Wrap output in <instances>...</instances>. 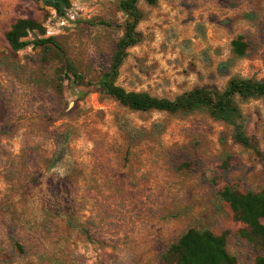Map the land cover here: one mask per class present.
<instances>
[{"label":"rangeland","instance_id":"374dc122","mask_svg":"<svg viewBox=\"0 0 264 264\" xmlns=\"http://www.w3.org/2000/svg\"><path fill=\"white\" fill-rule=\"evenodd\" d=\"M121 1L69 0L60 18L0 0V264H165L189 230L224 236L235 264H254L264 253L219 194L264 189L259 155L205 113L133 112L102 92L128 20ZM136 9L140 40L114 83L125 92L172 101L264 77V0H139ZM19 19L40 26L24 41L56 48L11 51L5 34ZM237 37L248 46L240 59ZM239 107L264 156V99Z\"/></svg>","mask_w":264,"mask_h":264},{"label":"trees","instance_id":"16d2710c","mask_svg":"<svg viewBox=\"0 0 264 264\" xmlns=\"http://www.w3.org/2000/svg\"><path fill=\"white\" fill-rule=\"evenodd\" d=\"M29 1L53 10L60 18L64 17L66 10L70 8L69 0ZM138 1L123 0L120 3V9L126 14L128 20L124 26L123 38L118 42L112 57L102 92L133 112L153 111L180 116L195 112L205 113L210 119L229 127L232 141L245 150L257 153L264 167V156L258 153L255 143L247 135V119L242 115L239 107L248 101L264 99V77L261 80L232 78L222 92L213 87H200L183 93L172 101L153 98L146 93H128L115 86L118 67L125 57V50L136 45L140 40V35L134 31L141 17L136 9ZM142 1L149 6L157 2V0ZM39 29L40 26L32 20L19 19L5 34V41L13 52L21 51L30 45L56 48L51 38L33 42L24 41L31 32ZM230 47L231 54L238 59L245 56L248 48L242 37L232 40ZM68 67L65 65L63 72L69 73L68 78L72 79L74 84H82V77ZM227 67V63L220 64L219 72L225 73ZM228 159L221 163L224 173L229 169ZM219 197L228 204L235 218L246 226L244 238L264 253V224L261 223L264 220V189L258 193L240 195L226 188L222 190ZM163 259L165 264H235V259L226 251L224 236L217 237L209 232L195 230L187 231L172 244ZM254 264H264V255H259Z\"/></svg>","mask_w":264,"mask_h":264}]
</instances>
